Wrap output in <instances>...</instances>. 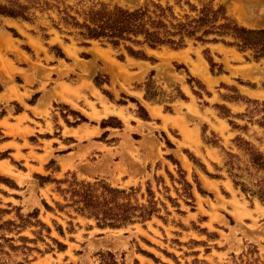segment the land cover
I'll return each mask as SVG.
<instances>
[{
    "label": "rangeland",
    "instance_id": "374dc122",
    "mask_svg": "<svg viewBox=\"0 0 264 264\" xmlns=\"http://www.w3.org/2000/svg\"><path fill=\"white\" fill-rule=\"evenodd\" d=\"M203 1L264 28V0ZM36 14L0 15V264H264V56L188 39L135 57ZM83 183L152 214L104 226Z\"/></svg>",
    "mask_w": 264,
    "mask_h": 264
},
{
    "label": "trees",
    "instance_id": "16d2710c",
    "mask_svg": "<svg viewBox=\"0 0 264 264\" xmlns=\"http://www.w3.org/2000/svg\"><path fill=\"white\" fill-rule=\"evenodd\" d=\"M180 1L176 0L175 4L183 8ZM198 1L200 5L185 0L188 7L183 13H177L175 5L168 0L166 3L153 0L152 9L148 5L131 9L93 1L88 6H82V9L75 8V13H72L73 6L64 0H0V15L31 21L37 17V12L55 10L59 14V21L53 18L51 21L58 29H61L60 23L63 22L75 28L84 39L99 40L113 47L122 46L130 55L141 58L147 57L144 46L181 48L188 39L201 43L223 42L241 50L251 49L256 58L264 56V28L242 26L227 15L223 6L216 8L212 1ZM227 37L233 41L227 40ZM262 165L264 163L259 162V166ZM96 186L97 183H83L84 188L74 189L73 192L79 196L75 202H81L78 210L95 216L100 224L121 226L133 221V216L146 218L152 214V207L120 202L112 194L121 191L104 185L103 189L110 196H105L100 202L94 193ZM253 193H258L264 202V183Z\"/></svg>",
    "mask_w": 264,
    "mask_h": 264
}]
</instances>
